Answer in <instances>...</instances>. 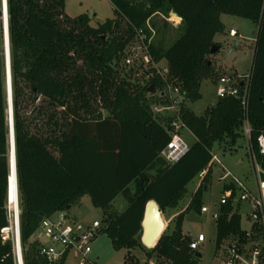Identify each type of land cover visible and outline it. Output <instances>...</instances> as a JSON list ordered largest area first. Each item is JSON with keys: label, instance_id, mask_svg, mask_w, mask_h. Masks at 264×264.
<instances>
[{"label": "trees", "instance_id": "trees-1", "mask_svg": "<svg viewBox=\"0 0 264 264\" xmlns=\"http://www.w3.org/2000/svg\"><path fill=\"white\" fill-rule=\"evenodd\" d=\"M114 17L97 25L83 13L71 17L65 0H7V20L15 145L20 208V241L24 264H49L31 237L41 220L69 210L88 195L103 211L102 231L114 249L146 248L141 240L145 204H158L163 213L176 209L186 185L198 176L215 148L232 149L243 138L247 119L251 133L248 155L264 171L257 138L264 135V0H109ZM170 11L181 17L182 32L167 48L163 38L149 40L147 21ZM221 14L253 20L257 26L249 83L239 95L218 97L215 105L196 114L188 102L201 98L200 85L215 72L209 56L221 43L214 36L225 30ZM158 34L162 29L156 28ZM144 32L151 61H165L166 82L153 74L133 91L111 65ZM2 22L0 19V46ZM219 49L211 53V48ZM166 83L185 94L181 118L195 140L176 162L160 152L171 136L173 116L152 110V96L162 95ZM154 84L155 91L147 88ZM245 97V103L242 97ZM9 126L4 57L0 47V229L7 225L6 184L9 173ZM211 169L193 192L188 210L200 212ZM122 195L126 208L112 202ZM155 202H154V201ZM232 206L220 208L215 220L218 247L230 234L245 235L241 216ZM185 212H179L157 241L146 249L156 264H197L182 232ZM245 238V237H244ZM127 258H133L128 253ZM65 256L53 264H64ZM127 261V259H126ZM125 261V262H126ZM0 264H14L10 242H0ZM126 264V263H125Z\"/></svg>", "mask_w": 264, "mask_h": 264}, {"label": "rangeland", "instance_id": "rangeland-1", "mask_svg": "<svg viewBox=\"0 0 264 264\" xmlns=\"http://www.w3.org/2000/svg\"><path fill=\"white\" fill-rule=\"evenodd\" d=\"M65 12L71 17L86 13L90 16L92 25H97L106 19L114 17L113 6L109 0H65ZM172 12L173 11H170L165 18H163L161 14H155L149 21L150 25L151 22H155L157 29L161 28L165 21L166 28L161 30L162 35L158 34L157 30L151 25L153 30H150L151 34L149 39L156 41L163 38L166 48L178 38L182 32V29L178 28L180 26L181 17H179V20L175 19V14H171ZM221 18L225 24V30L217 34V38L219 40L221 39V46L217 54L209 56L215 73L211 75V77L201 81V98L193 102H188V106L196 114H200L207 106L214 103L216 104L218 97L216 95L215 83H217V79L220 75L226 73L229 75L238 74L244 77L248 74L252 63L254 40L257 30L255 22L246 17L229 14H221ZM230 27L236 31L234 37L228 34V29ZM234 39L239 40V45L234 48L231 54H227L226 50L230 47ZM0 47L2 49V38ZM146 52L145 47L142 46L141 39L138 40L134 38L120 55L111 62L118 78L126 81L133 91H137L145 85L149 81L150 75L156 71L155 68H151V61L147 63L144 60ZM126 58L131 59L130 64L126 63ZM138 61L144 62L141 67L137 66L136 63H138ZM157 66L162 68L166 66V63L165 61H161L156 64V67ZM157 94L151 98V100L154 99L151 105L154 114H158L162 117L173 116V106H171L170 103L166 104L162 102ZM182 133L184 140L191 145L195 138L191 135L190 131L183 129L181 131V134ZM246 143L247 141L243 137L237 141L232 149L215 148L214 151L225 169L219 164L211 167L210 181L207 184L208 189L205 191L202 198V205L208 207L207 212L201 213L196 210L187 211V206L199 182L198 177H195L187 183L186 191L179 206L172 210L166 209V211L162 213L166 225H164V229L168 225L170 229H172L174 226L172 220L179 212H185L182 232L189 235L191 238L203 234L205 240L200 243L196 249V252L201 254L197 264H224L223 251L226 246V241H223L216 247L215 219L212 217V213L218 207L223 186L235 177L242 181L251 191H257L256 172L253 161L248 155ZM112 205L116 211L121 212L126 208L127 202L122 195H118L113 200ZM248 209L249 206L247 203H240L239 214L241 216L242 228H249L250 226V222L247 218ZM69 214L76 216L77 219L81 221L93 219L101 220L103 217V211L91 203L88 195H85L78 204L70 207ZM159 227L160 224L156 226V232ZM141 235L142 233L140 234V240ZM145 247L146 248L136 247L129 250L126 248L116 250L112 247L108 236L103 231H100L92 242V255L97 264H156L155 257L149 259L146 255V249L152 247V245ZM128 253H130L133 258H127ZM65 264H77L76 258L70 255Z\"/></svg>", "mask_w": 264, "mask_h": 264}, {"label": "built area", "instance_id": "built-area-1", "mask_svg": "<svg viewBox=\"0 0 264 264\" xmlns=\"http://www.w3.org/2000/svg\"><path fill=\"white\" fill-rule=\"evenodd\" d=\"M4 2L6 8L4 9ZM7 13V0H0V19L2 15ZM173 14V13H171ZM167 18V17H166ZM147 26L153 30L149 21ZM231 36L236 35V31L229 29ZM135 38L141 39L142 46L146 49L144 60L148 63L151 61L148 53L147 45L144 42V32L138 29ZM150 38V37H149ZM150 40V39H149ZM239 45V40L234 39L230 47L226 50L227 54H231ZM126 63L130 64L131 59L126 58ZM144 62L138 61L137 66L141 67ZM151 68H155V73L166 82L168 73L167 66L156 67L155 62H150ZM151 74L150 77L153 75ZM242 83V85H240ZM249 83V72L242 77L238 74H222L218 77L216 83L217 97L227 95H239L240 86L246 91ZM171 106H173V119L171 120V136L166 145L162 148L160 155L169 163L178 161L189 149V144L182 137L181 131L188 129L185 122L181 118V106L185 99L178 87H174L166 83L165 89L162 91ZM245 103V97H242ZM251 127L247 119H244L242 126V135L248 141L250 138ZM259 152L264 155V135L260 134L257 138ZM256 172L257 191H251L242 181L233 177L227 182L221 192L217 209L212 213V217L216 220L220 215V208L230 204L232 206L231 213L238 212L240 203L245 202L249 206L247 218L250 222L249 228H242L245 235L243 238L238 234H230L226 241L224 249V264H264V171L251 158ZM222 165L215 151L211 152V159L207 166L198 174V185L213 165ZM225 169V168H224ZM9 174V173H8ZM8 178V176H7ZM17 186V179H16ZM15 199L11 200L7 184H6V217L7 225L0 229V242H10L11 254L14 264H24L23 250L20 241V208L18 187H16ZM208 207L202 205L200 212H207ZM102 231V225L99 219L89 221L78 220L76 216L69 214V210H59L53 214L44 217L35 232L34 238L39 241V255L42 256L47 263L53 264L59 261L63 256L74 253L77 264H97L92 255V242ZM245 237V238H244ZM205 240L203 234L191 238L189 247L196 251L200 243Z\"/></svg>", "mask_w": 264, "mask_h": 264}, {"label": "water", "instance_id": "water-1", "mask_svg": "<svg viewBox=\"0 0 264 264\" xmlns=\"http://www.w3.org/2000/svg\"><path fill=\"white\" fill-rule=\"evenodd\" d=\"M6 4L4 2V9ZM173 14L177 15L175 12ZM178 16V15H177ZM2 54L4 57L5 65V87H6V96H7V118L9 126V152H8V167L9 172L12 169L15 170L16 177V165H15V145H14V132H13V110H12V90H11V72H10V53H9V36H8V20L7 13L5 12L2 15ZM219 49L218 46H213L211 48V53L216 52ZM242 85V83L240 84ZM155 91L154 84H150L147 88L148 93H153ZM149 200L144 207L143 217L141 221V242L144 246H153L157 241L158 237L164 230L165 221L163 219V214L159 209L158 204L155 202L154 205L150 203ZM160 222V227L155 231V226L153 224ZM166 226V225H165ZM196 257H200L201 254L195 252Z\"/></svg>", "mask_w": 264, "mask_h": 264}, {"label": "bare ground", "instance_id": "bare-ground-1", "mask_svg": "<svg viewBox=\"0 0 264 264\" xmlns=\"http://www.w3.org/2000/svg\"><path fill=\"white\" fill-rule=\"evenodd\" d=\"M175 17H176L175 19L179 20V16L175 15ZM2 39H3V36H2ZM14 173H15V170L12 169L11 172H9L8 178H7V189H8V192H9V195H10L12 202L15 199L16 190H17L16 189V187H17L16 186V177H15Z\"/></svg>", "mask_w": 264, "mask_h": 264}, {"label": "crops", "instance_id": "crops-1", "mask_svg": "<svg viewBox=\"0 0 264 264\" xmlns=\"http://www.w3.org/2000/svg\"><path fill=\"white\" fill-rule=\"evenodd\" d=\"M221 18V17H220ZM221 20H222V18H221ZM222 22H223V20H222ZM224 23V22H223ZM229 29H231V27L229 28ZM229 29H228V34H229ZM229 36H231L230 34H229ZM231 37H233V36H231ZM255 38H256V35H255ZM214 40L215 41H217V42H220L221 43V39L219 40L218 38H217V34L214 36ZM254 43H255V40H254ZM253 52H254V47H253ZM253 56V55H252ZM215 85H216V83H215ZM218 101V100H217ZM217 103V102H216ZM212 105H215V103L214 104H212ZM191 133V132H190ZM191 135L193 136V134L191 133ZM182 136H183V133H182ZM194 137V136H193ZM158 223H155V224H153L154 226H155V229H156V226L157 225H159L160 224V222L159 221H157ZM34 236L35 235H33L32 237H31V240L34 238ZM74 256L75 258H76V256L74 255V253H69L68 255H66L65 256V260H64V264L66 263V260H67V258L69 257V256Z\"/></svg>", "mask_w": 264, "mask_h": 264}]
</instances>
